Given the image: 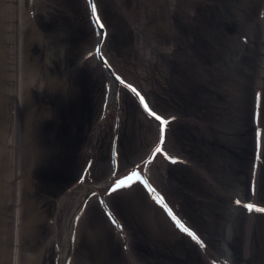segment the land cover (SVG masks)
I'll return each mask as SVG.
<instances>
[{"label":"rangeland","instance_id":"1","mask_svg":"<svg viewBox=\"0 0 264 264\" xmlns=\"http://www.w3.org/2000/svg\"><path fill=\"white\" fill-rule=\"evenodd\" d=\"M16 1L10 0L9 4H12V6H9V8L11 7L14 11L11 13L10 19L16 21L13 29L17 33L18 29L15 26L19 24V21L17 20ZM49 1L46 4L47 9H50ZM31 2L34 5L35 0H31ZM53 2L57 5L55 1ZM75 3L76 6L72 12V23L67 21V17H63V20L58 19L59 26H54L57 22L49 21V15H45L48 18L44 16L43 10L45 8L41 6L42 9H40L39 6V11L42 10L39 17L40 19L42 17V20L44 19L40 25L49 28L51 33H54L53 26L58 31L56 35L60 40L55 39L54 42V39L50 40L49 37L45 42L51 47L46 52L49 59L52 61L59 59L64 52V54L66 53L64 59L71 61L72 67L78 68L79 76L90 75L92 80L88 86L84 85L86 84L84 78H82V82L78 74L75 77V79H79L76 82L75 91H80V93L85 91L90 96L89 110L87 109V113H90L91 107L97 111L99 109L102 93L101 80L103 77L101 74H95L96 72L93 70L89 72V66L84 62L82 63L78 57L80 50L90 47L89 44H91L92 38L88 37V35H91V27L85 23L83 24L84 21L80 20L81 15L78 11L82 9L77 8V6L81 3ZM25 5H27V2ZM58 6L53 9L61 16L63 12L61 7ZM162 6L166 7L167 13L171 16L179 15L174 19V25L176 28L178 27V32L176 31L175 34L170 25L161 23L159 25L160 29L156 31L155 35H158L164 42L165 40L167 43L169 42L168 46L171 45L172 40L174 43L178 42L177 36L180 35L183 45L177 46L173 43L174 46L170 53H166L165 50L162 51L160 56H157L159 59L153 58L147 60V62L141 54L142 61H137L136 57L131 61L130 49H133L136 53L140 45L135 44V35L127 32V23L124 20L125 23H116L112 15L109 14L106 20L109 22L110 33L113 34L110 36L112 39L109 46L113 47L116 53H119L125 61H130L128 65L131 66L133 72H130L127 67V71L124 70L125 74H129L132 77L131 80L136 79L134 81L140 84L150 96L153 105L156 106L155 108L164 114L176 116L175 121H177L171 125L167 134V145L168 148L179 153L186 162L166 165L161 161H157L154 167L155 173L152 172V175L163 192L175 204L178 211L185 218H188L190 224L209 244L208 247H211L212 253L203 252L185 236H179L176 232H174L176 236L166 231L164 234L154 232L143 221H138L139 225H137V219L134 217L136 215L128 208L125 197L117 198V196H114L110 199V203L115 206L116 212H119L123 221L127 223V229H132L129 235L134 234L135 238L144 245V258L149 264H209V257L212 256L218 259L227 258L232 264H264V218L257 216L249 218L242 210L233 207L231 201L233 197H239L241 199L252 198L259 202L263 200L262 203H264V165L262 166L261 163L258 169L252 165L256 136L254 131H251L254 128L251 114L255 105L254 95L252 94L253 92L256 93L259 85L258 60L262 55L260 52L261 46L264 44V0H178L176 7L171 5L168 0H163ZM171 8L173 9L170 11ZM143 9L147 10V13H151L149 5H144ZM147 17L151 18L152 16ZM16 23L17 25H15ZM74 23L75 25H73ZM22 29V35H25V39H32L31 47L33 51L43 58L45 52L42 50V41H37L39 37L36 34L33 33L34 35H32L31 27L24 26ZM68 32L71 34V41H76L79 36L84 39L83 44L73 48L69 53L65 50L72 46V43L66 45V39L59 36H66ZM164 36H166V39H164ZM240 36L245 37V41H242L245 47L243 48L242 45L243 50L239 52V55L236 50L237 48L238 50L242 49L240 48L241 44L239 45L237 42ZM54 47L57 48L55 49L57 51L54 50ZM194 47L201 53L202 62L199 61V56L194 54ZM172 51L174 52L171 53ZM57 52L60 54L58 58L55 56ZM229 54L234 55L233 60H226ZM178 60L181 63H178ZM69 61H66V63L69 64ZM164 61L173 66L164 69L166 64H163ZM39 63L40 67L45 68L46 63ZM34 65L31 64V67L27 68L28 76L31 75L28 82H35L34 85L30 84V92H34V89L38 88L37 83L43 80L42 76L45 80L54 76L52 70L47 69L46 72H41L43 70L40 69L41 71H39L37 66ZM140 65L148 67L147 73L140 74L138 72L137 67ZM1 73L0 75H2ZM12 73L14 74L13 77L10 76ZM32 77H35L34 80ZM10 79H13L11 81L12 86H9L11 85ZM56 81L60 83L61 79L59 80L56 77ZM79 82L81 86H79ZM17 83L18 73L16 71H10L7 75L0 76V86H7L10 94L12 93L11 97L17 98ZM163 84L170 87L168 88L171 90L170 94L162 89ZM47 89L50 91L49 93L55 90L53 87ZM22 100L24 104L18 102L15 108L18 120L25 113V118H32L33 116L37 122L44 108H41L37 103L34 104L35 107L32 104L29 108L33 113L27 114L29 109L27 105L30 104L31 99L25 100L24 98ZM11 103L10 100L7 102L0 101L1 105L4 104L8 108L9 113L13 112ZM49 114H51V110ZM27 115L30 117H27ZM132 115L131 110H125L124 119L122 120L125 127L120 131L119 162L123 167L129 166L142 156V153L152 143L156 132L149 123H145L143 127L138 125L142 120L140 114L139 117ZM55 118L61 119L57 115ZM83 119H85L84 122L79 123L83 132L85 128L89 127L91 120L92 125L94 124L92 138L94 142L91 140L89 142H91V146L96 152L92 163V171L94 176L99 178L100 173L101 176L102 174L106 175L108 170V150L110 136L112 135L110 133V123L100 124V120L95 114L92 119H89V117ZM260 124L264 132V97L261 106ZM140 132H145L143 137L139 136ZM18 138L19 135L14 138V141H18L17 144L22 143L23 141L20 139L19 142ZM22 145L24 147L25 143H22ZM65 145L59 144L57 146L60 149L64 146V158L51 163L50 167L46 168L47 172L43 171V176L49 172L50 176L53 177L51 182L46 181L49 188L53 185L59 187L63 184L64 177L60 168L65 163L66 156H70L69 150L75 148V143L71 144V148H65ZM11 150L13 151V148ZM49 157L51 158V156ZM262 157L264 159V135L261 159ZM85 158L83 155L77 163L78 169H75V167L69 172H74L77 176L80 170L79 166H82ZM51 167L54 169H51ZM102 167L106 169L103 171ZM253 181L257 190L255 189L256 193L250 194L249 184L251 185ZM24 183L23 179L19 192L24 199L29 195V198H27L29 202L35 195L33 190L32 192L28 191L31 186ZM49 188L46 187L47 193L49 191V194H53L54 192L52 193ZM61 189L57 190L60 194L54 193L55 196H47V198L44 193L39 194L41 204L47 202L59 216L56 219V222L60 221V223L57 222L56 226V228L58 227V233L63 230L64 224L67 222L63 218H66L69 214L76 197L75 187H72L70 192L69 190L62 192L63 189ZM129 197L131 205L135 201V193H131ZM24 199H21V201ZM144 201H146V198ZM32 206L26 205L24 207L22 205L21 212L25 211L26 214L31 215L35 212L32 210ZM89 210V217L92 221L85 222V220L84 225L82 224L83 226L79 227V238H76L75 243L77 250L75 254H72L71 262L73 263L71 264H97L99 258L105 264V259L113 258L114 255L116 257L120 255L119 260L125 261V264L128 263L127 252L125 253L120 249L119 240L114 239L109 230L105 231L106 234L103 237V233L98 235V214L95 210L93 212ZM33 214L34 216H30V218L35 224H29L25 221L30 225L31 230L18 231L21 234V236L19 235L21 244H17L15 252L10 251L13 261L11 264H28L26 258L22 259L20 256H18V260H14L16 252L25 255L33 254V251L38 248H43L42 252L48 264H51L52 258L55 257L56 253H54L53 246L55 240L56 242H59V240L54 238L55 234L53 231L51 232L53 226L47 222L43 211H36ZM102 217L104 218V216ZM14 225L12 220L10 226L12 228L8 234V237H12V241L14 240L12 234L15 230ZM0 230H2L1 227ZM108 252H110V255L105 258V253L108 254ZM4 254L5 251H1L0 248V255ZM37 263L39 264V262ZM109 263L106 262V264ZM0 264H2L1 261Z\"/></svg>","mask_w":264,"mask_h":264},{"label":"bare ground","instance_id":"2","mask_svg":"<svg viewBox=\"0 0 264 264\" xmlns=\"http://www.w3.org/2000/svg\"><path fill=\"white\" fill-rule=\"evenodd\" d=\"M10 0H0V72H2V75H7L10 71H16L18 73V88H17V98L11 97L12 93L10 94V90L7 86H0V101H8L10 100L11 103V113L8 112V108L4 106V104H0V227L2 230H0V248L1 251H5L4 255H0V261L2 264H11L12 258L10 251L12 250L15 252V248L17 247V244H21L20 236L21 234L18 233V231L21 230H31L29 228V224H35L33 223V220H31L30 216H34L33 213L36 211H43L46 215L47 222L53 226L51 227V232L55 234V237L59 242H56L53 246V250L56 253L51 260V264H71V257L72 254L76 253L77 246L76 238H79V231L81 226H83V222H91L92 219L89 217L88 209H90V212L96 211V214H98L97 219L99 226L97 227V233L98 235L102 234V237L105 236L106 230L110 232L112 237L114 239H118L120 243V249L123 252H127V261L129 264H149L148 261L144 258V250L145 247L138 239L135 238L134 234L129 235V232L132 231V229H127L128 226L127 223L123 221L121 215L119 212H116L117 209L115 206L111 205L110 199L114 196H117V198H123L125 197L126 203L128 205V208H130L132 213H135L136 219H137V225H139V222H144L147 224L150 228V230L158 233L164 234L165 231L168 233L175 234L173 228L170 224L169 219L165 216V214L162 212V205H157L151 201V198L147 195V193L139 186V183L134 182L130 187H122L120 189H117L113 191L115 188V182L119 179H122L120 176H124L129 170L133 169V164L144 159L146 156H154L152 161L150 162L148 169L143 168L145 171L146 176H150L151 181L150 184L154 187V184L159 189H156V192L161 195V193L165 194L163 192L162 188L158 184L157 180L154 179L152 172L155 173V165L157 161H161L163 164L171 165L166 162H164L161 157L160 153L156 152L155 149L158 146L157 145V130L158 125L153 120V118H149L150 114L148 110L144 107V102L148 104V106H151V109H155L156 106L153 105L152 100L150 99V96L147 94L145 96V90L141 87L140 84L134 81V79L131 80L132 77L129 76V74H125V71H127V67L130 69V72H133L131 70V66L128 65L130 61H125L124 58L120 57V54L116 53L115 49L111 46H109L110 40L112 37H110V26L109 22L106 20L108 19V15L111 14L113 19L116 23H127V32H131V35H135V44L140 45V48H137L136 53L133 51V49H130L131 58L130 60H134V57L137 58V61L141 60V54L144 56L143 59L145 61L151 60L153 58H157V56H160L162 51H166V53H170L171 49L173 48L174 44L177 46L183 45L182 38L180 35L177 36V41L175 42L172 40L170 43L171 45L168 46L169 42L165 40H161L158 35H155L156 31H159L160 27L159 25L161 23H164L165 25H170L172 27V30L178 32V27L176 28L174 25V19L175 17L179 15L171 16L167 13L166 7L162 6L163 0H50L49 1V8H46V4L48 0H35L34 5L32 4L31 0H17V16L19 24L17 23L15 27H17V33L14 32V23L16 21L11 20V13L14 12L11 7L12 4H9ZM25 1V2H24ZM55 1L57 5L53 2ZM137 1V2H136ZM145 1L146 3H144ZM171 5L175 6L178 4V0H168ZM27 2V5L25 3ZM81 3L77 8H80L82 10L78 11V13L81 15L80 20L84 21L86 25H89L91 27V35H88V37L92 38L91 44L89 48L83 50L82 47H80L82 50L79 52V58L80 61L88 65L89 72L91 70L95 71V74H101L103 77L101 82L99 84L102 85V93H101V99L99 104L98 111L95 108L91 107L90 113H87V109L89 108L90 103V96H88V93L85 91H75L76 82L77 80H82V78L85 79L87 85L91 82L90 75L89 76H79L78 74V68L72 67V62L64 59V52L62 53L63 56L59 57L60 54L58 52L55 54L57 58L52 61L49 59L48 55L46 54L47 51L51 48L47 43V39L50 37V40L55 39L60 40L58 35L57 29L54 28V26H59L58 19L63 20V17L68 18V22L72 23L73 17L72 12L73 8L76 6V3ZM92 3L96 5L95 12L92 8ZM60 6L61 11L63 13L57 14L56 11L53 9L55 6ZM144 5H149L151 9L150 12H146L147 10L143 9ZM42 6L45 8L43 10L44 16L49 15V21H56L57 24H54L53 31L54 33H51L49 31V28L42 27L40 23H42V17L40 19L39 15L41 14L42 10L39 11V8ZM52 6V7H51ZM58 6V7H59ZM42 7L40 9H42ZM168 8V7H167ZM173 8L170 9V11ZM169 10V8H168ZM176 10V9H175ZM153 11V12H152ZM111 12V13H110ZM147 16H152L151 18ZM24 17V18H22ZM48 18V16H45ZM75 17V16H74ZM99 17V19H97ZM124 19H123V18ZM125 22H124V21ZM45 23V22H43ZM75 25V23L73 24ZM31 27L32 28V35L36 34L37 37H39V40L42 41L41 46L42 50L45 52L44 57H40L36 52L33 51L31 45V38L25 39V35H22L23 27ZM74 27V26H73ZM95 27V28H94ZM51 28V29H52ZM233 29V28H232ZM229 30V29H228ZM124 31V30H123ZM126 32V34H127ZM230 32H232L230 30ZM34 33V34H33ZM133 33V34H132ZM180 34V32H179ZM61 38L66 39V45H69L70 42L72 43V46L69 48H66V52H71L73 48L79 47L81 44H83L84 39L83 37L79 36L76 38V41H71V34H68L66 36L59 35ZM180 38V39H179ZM73 39V38H72ZM164 39H166V36H164ZM245 41V37H239V40L237 42L239 45L241 44L240 48L245 47L243 42ZM174 43V44H173ZM43 44V45H42ZM168 44V45H167ZM246 44V42H245ZM58 45V44H57ZM238 45V47H239ZM261 53L260 59L258 60L259 63V85L257 87L256 93L253 92L252 95H254V104H259V112L254 118L257 119V124L260 125V117H261V106L263 103V97H264V44L261 46ZM236 48V47H235ZM242 49L237 48L236 52L240 55V51L242 52ZM57 49L54 47V50ZM69 49V50H68ZM197 48L194 47V54L199 56V61L202 62L201 53L196 50ZM99 50V51H98ZM231 50V49H230ZM57 51V50H55ZM139 51V53H137ZM232 51V50H231ZM172 51L171 53H173ZM82 53V54H81ZM193 53V52H192ZM231 53V52H230ZM136 54V56H135ZM238 55V56H239ZM234 55H228L226 60H231ZM128 57V56H127ZM139 57V58H138ZM75 59H77L75 57ZM159 59V58H157ZM234 59V58H233ZM232 59V60H233ZM127 60V58H126ZM66 61H69L70 63L67 64ZM46 63L45 68L40 67V63ZM148 62V61H147ZM167 61H164L163 64H165ZM35 63V65H34ZM178 63H181L178 60ZM31 64L34 66H37L39 71L46 72L48 70H52V73L54 76L52 78H43L45 81H40L37 83L38 88L34 89V92H30V84L34 85L33 82H28L31 78L27 74V68L31 67ZM141 64V63H139ZM15 65V66H14ZM169 63H166L164 65V69H167L173 65H170ZM141 66V68H140ZM137 67L138 72L141 73H147V68L142 65ZM87 67V66H86ZM50 68V69H49ZM41 69V70H40ZM125 70V71H124ZM128 71V73H129ZM78 77L79 79H75V77ZM0 75V76H2ZM13 73L10 74V76L13 77ZM56 77L61 82L58 83L56 81ZM61 77V78H59ZM35 77H32L34 80ZM14 79V78H13ZM13 79H10V84ZM36 80V79H35ZM47 80H49L47 82ZM74 80V81H73ZM136 80V79H135ZM32 81V80H31ZM126 81H128L136 90L139 92L140 95H137V92H133L131 88H129L126 84ZM50 82V83H49ZM137 83V84H136ZM45 84L44 86H42ZM134 84V85H133ZM49 85V86H48ZM83 85V86H84ZM100 85V87H101ZM9 86H12L9 85ZM79 86H81V83L79 82ZM55 88L52 93H49L47 88ZM161 88V87H160ZM170 88L166 84L162 85V89L166 90L167 94H170ZM26 92V95H25ZM34 93V95H33ZM54 94V95H53ZM141 96L144 97V102L141 101ZM14 98V99H12ZM29 100L31 99L30 104H28V108L33 104H38L41 108H44L43 111L40 113V117L38 118L37 122L35 121V117L32 118L27 115L25 118V113H23L22 118L18 120V116L15 114V108L16 104L18 102H23L22 99ZM24 104V102H23ZM35 107V105H34ZM96 107V106H95ZM254 107V106H253ZM7 109V110H6ZM127 111L131 110V113L133 112L132 116L139 117L142 119L139 122V126L145 125V123H149L154 129H155V137L153 138L152 143L149 145V147L142 153V156H140L138 159H136L133 164L127 165L126 167H123L118 160L115 158V152L110 151L111 150V144H109V150H108V170L107 174L102 176L99 174V178L94 176V173L92 171V165L89 163V158L93 159L95 158L96 152L94 151L93 147L91 146V140L93 138V128L94 124L92 125V120L89 122L90 125L88 128H85L84 132L82 131V126H80L79 123L84 122L85 119L89 117V119L93 118V115L95 114L100 120V124H109L110 123V133L112 134L110 136V143L113 141L117 143V152L118 156L120 157V151H119V142L121 139V130L125 127L124 122L122 121L124 119L125 110ZM10 110V107H9ZM50 110L52 117L50 116ZM89 110V109H88ZM157 111L161 112L159 109ZM254 111V108L252 109V113ZM158 114L164 115V118L166 119L169 114H164L163 112ZM33 112L29 108L27 111V114H32ZM77 113V114H76ZM254 114V113H253ZM251 114V115H253ZM54 115L59 116L61 119L55 121ZM83 116L81 119L80 117ZM87 116V117H86ZM16 117V119H15ZM135 117V118H136ZM34 119V120H32ZM134 120V119H132ZM169 120L168 118L166 119ZM177 121V120H176ZM175 120H169L166 129L162 127V131L167 134L169 133V127L170 125L174 124L176 122ZM36 123V124H34ZM164 125V124H163ZM261 126V125H260ZM21 128V129H20ZM165 130V131H164ZM37 131V132H36ZM145 132H140L141 137H143ZM19 135V142L20 139L23 141L22 143H25L24 147L22 143L20 144L14 141V138H17ZM261 135V144L259 147V144H255V147L257 148V154L258 159L256 161V169H258L262 163V166L264 165V159L262 157V149H263V128H262V134L261 132L258 133V136ZM55 137V140H54ZM58 139V140H57ZM106 139V138H105ZM140 139V138H139ZM162 139V138H161ZM141 141V140H140ZM162 141V140H161ZM35 142V146H34ZM72 143H75V148L70 149L68 153H70V156H66L65 163L62 164L60 171L63 173L64 181L63 184H61L59 187H56V185L51 186L49 188L46 184V181L51 182L52 178L49 174H45L43 176V171L47 172L46 168L50 167L51 163H54L58 160H62L64 158V146L60 148H57L59 144H63L66 147H70ZM103 143V141H101ZM31 144V145H30ZM33 144V145H32ZM30 145V146H29ZM7 146H9L7 148ZM72 147V146H71ZM70 147V148H71ZM74 147V146H73ZM13 148V151L11 150ZM160 148L163 149L162 152H166V148H168L167 145V139L164 140V145L160 146ZM8 149V150H7ZM36 149V151H35ZM169 155L172 154L173 157H182L179 153L174 152L169 148ZM71 151V152H70ZM259 151V152H258ZM51 154V155H48ZM83 155L86 157L84 160V163L82 166H79L80 170L78 172V175L73 172H69L74 169H78L77 163L82 159ZM51 156V158L49 157ZM73 157V158H71ZM119 159V158H118ZM70 163V165H68ZM172 165H174L172 163ZM69 166V168H68ZM133 166V167H132ZM264 167V166H263ZM48 169V168H47ZM51 169H54L51 167ZM106 168L102 167V170L104 171ZM42 170V171H41ZM101 170V169H100ZM101 170V171H102ZM68 171V172H67ZM137 171V169H135ZM67 173V174H66ZM139 173V171H138ZM140 176L141 173L139 174ZM81 177V178H80ZM120 177V178H119ZM125 177V176H124ZM147 178V177H146ZM149 178V179H150ZM23 179L26 183V185L29 184L31 188H29V192L33 190L34 195L32 200H27L29 198V195L27 198H23L21 193L19 192L21 190ZM97 181V182H96ZM24 183V184H25ZM53 183V182H52ZM255 184L254 181L251 185ZM249 184V188L251 186ZM46 187L52 190V193L60 194L58 193V189L62 188L64 191L70 192L72 187H75V201L73 204V207L71 208L69 214L66 216V218H63L65 220L64 228L63 230H60L58 233V227L57 222L60 223L58 220L56 222V219H58V215L55 213V210L53 211L50 205L45 202V204H41L42 201H40L39 194L44 193L46 198L47 196H55V194H49L50 192L46 190ZM256 187V185H255ZM61 189V190H62ZM257 190V188H255ZM58 190V191H57ZM62 190V192H63ZM256 190L251 191L249 190L250 194L256 193ZM40 191V192H39ZM45 191V192H44ZM78 192V193H77ZM107 192H109L107 194ZM152 192V191H151ZM77 193V194H76ZM131 193H135V201L133 203L129 202L128 197L131 195ZM67 194V193H66ZM154 194V193H153ZM22 197V198H21ZM147 197V199L151 202H148L147 200L144 201V199ZM130 198V197H129ZM21 199H24L21 201ZM67 199V198H66ZM98 200L99 201L98 203ZM124 200V201H125ZM164 200H166L164 203L167 204L168 208L172 209V204L175 207V204L171 202L170 198L167 197L165 194ZM262 200V199H261ZM257 201V202H256ZM27 202V203H26ZM253 202V201H252ZM254 202L257 205H260V208H264L263 200L259 203L258 200L254 199ZM34 203V204H33ZM109 204L110 209H113V212L116 213V218L113 217V223L117 224V221L119 222V228L117 226H113V224L110 223L108 220V217L104 218L102 217L103 212V205ZM22 205L26 207V205H34L32 206L33 212L31 215L26 214L25 211L21 212ZM234 205V204H233ZM164 207V206H163ZM105 208V207H104ZM167 208V209H168ZM232 208V207H231ZM45 211H44V210ZM165 209V208H164ZM235 210V208H233ZM101 212H100V211ZM105 210V209H104ZM233 210V211H234ZM257 210V209H255ZM166 211V210H165ZM46 212V213H45ZM100 212V214H99ZM256 211H251L250 215L249 213H246V215L250 218L253 216H256ZM29 217V218H27ZM103 218V219H102ZM89 219V220H87ZM14 221V232L12 233L14 235V240L12 241V237H8L10 233V226L11 221ZM179 220L182 222L184 221V216L182 218H179ZM28 222L29 224L25 223ZM139 221V222H138ZM83 224V225H82ZM121 224V225H120ZM184 224V222H183ZM185 225V224H184ZM80 227V228H79ZM186 227H188L186 225ZM13 228V229H14ZM190 228V227H188ZM191 229V228H190ZM192 230V229H191ZM12 232V231H11ZM177 232V230H176ZM199 233V232H198ZM11 234V236H13ZM20 235V236H19ZM178 235V232H177ZM200 235V233H199ZM19 236V237H18ZM176 236V234H175ZM201 236V235H200ZM203 238V237H202ZM18 242V243H17ZM140 243V244H139ZM206 242L203 241V249L206 248ZM11 246V247H10ZM26 247V246H25ZM24 247V249H25ZM14 249V250H13ZM206 249L211 250L209 247ZM205 249V251H206ZM43 248L36 249V251H33V254H27L16 252V257L14 258L18 260V256H20L22 259L26 258L28 264H48L46 262V257L43 254ZM210 252V251H209ZM7 253V254H6ZM105 258L110 255V252L105 253ZM120 256V255H119ZM116 257L114 255L113 258L105 259L106 262H110L109 264H125V261L119 260L120 257ZM97 259V257H96ZM97 264H103L100 261V258L97 259ZM126 263V264H128ZM95 264V263H94ZM211 264V263H210Z\"/></svg>","mask_w":264,"mask_h":264},{"label":"snow or ice","instance_id":"3","mask_svg":"<svg viewBox=\"0 0 264 264\" xmlns=\"http://www.w3.org/2000/svg\"><path fill=\"white\" fill-rule=\"evenodd\" d=\"M91 2V0H90ZM92 8H93V11L95 12L96 10V5L94 3H92ZM97 19H99V17H97ZM99 51V50H98ZM129 88L132 89L133 92H137V90L131 85V84H128L127 85ZM137 95H140L139 92H137ZM141 101L144 102V97L141 96ZM144 107L148 110V112L152 115V116H155L157 117L158 119L160 120H163L165 124L168 123L167 120L164 119V117L162 116H157V113L155 111H153L146 102H144ZM156 152H161L163 151L162 148H160L159 146L156 147L155 149ZM166 156H168V159L170 160H173V162H175V159L174 157L168 155V153H164ZM151 159V158H150ZM134 180H142L148 187V189L150 191H152L153 193L156 192V189L152 187L151 184H148V182L146 180H143V178L139 175V173L137 171H132L130 174L126 175L125 177H123L122 179H119L115 182V188L113 189V191L117 190V189H120L122 187H130L133 183ZM157 199L160 201V203L164 204V207L165 208H168L167 204L164 203V200L162 197L158 196L157 195ZM239 202V201H238ZM247 207L249 208V210H252L254 208H257L256 205L254 204H249L247 205ZM257 210L259 211H264V208H257ZM168 212L173 216V219L176 220L177 224L187 233H189L194 239H196L197 241H200V237L196 235L195 232H193L190 228L186 227L180 220L179 218H177L175 216L174 213H172V210L170 208H168ZM115 223V221H114ZM200 243H203L202 241H200Z\"/></svg>","mask_w":264,"mask_h":264}]
</instances>
